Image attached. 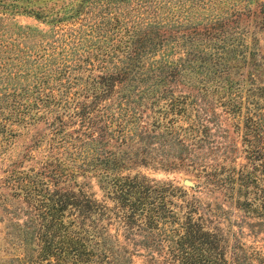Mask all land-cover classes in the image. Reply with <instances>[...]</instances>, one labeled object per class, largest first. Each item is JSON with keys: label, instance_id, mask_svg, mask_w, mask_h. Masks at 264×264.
Wrapping results in <instances>:
<instances>
[{"label": "trees", "instance_id": "trees-1", "mask_svg": "<svg viewBox=\"0 0 264 264\" xmlns=\"http://www.w3.org/2000/svg\"><path fill=\"white\" fill-rule=\"evenodd\" d=\"M258 4L259 9L252 10L253 19L264 27V0ZM243 10L237 8L227 13L219 10L205 21L152 23L141 33L133 31L114 67L88 74L80 87L71 90L76 82L69 81L59 83L55 92V87L38 81L33 83L35 89L31 91L27 87L23 90L13 87L1 97L6 99V104L0 112V132L9 123H23L27 132L33 118L44 123V128L32 137L34 144H42L35 175L26 173L20 179V175L12 176L13 180L19 179L17 184L26 194L34 192L37 201L34 215L23 221L20 231L28 260L35 250L36 264H128V256L121 252L124 245L112 244L113 235L105 221L108 205L79 184L76 178L82 174L95 175L103 187L108 186L107 192L115 200L117 215L127 233L134 235L132 230L142 231L147 242L159 236L157 243L175 264H264V103L249 94L241 97V92L233 89L228 71L219 67V55L223 53L215 54L212 60L213 72L219 70L215 84L221 87L214 102L225 113L237 117L235 126L242 131L246 162L226 165L225 160H236L232 154L236 147L221 149L217 143L204 144L209 150L203 152L201 159L191 156L184 159L204 176L203 187L221 192L232 208L242 211V218L256 219L249 223V229L262 233L261 244L245 247L239 239L229 241L220 220L211 219V214L228 219L231 207L219 205L220 209L212 211L210 205L202 206L195 197L176 203L167 198L166 186L150 182L145 175L116 171L122 157L107 147L113 137L125 141L132 134L126 122L133 116H143L141 111L146 108L150 112L146 119L139 121L141 129L136 133L144 146L154 142L162 147L170 145V133L177 132L175 122L189 106L206 112L211 108L203 117L205 120L216 117L213 101L201 102L202 91L167 96L172 94L171 82L182 81L181 71L187 62L207 57L206 46L211 40L212 48L227 44L232 47L228 52L244 51L241 39L227 35L228 30L238 25ZM28 11L36 17L42 16L38 10ZM173 45H178L182 52L176 59L146 63V57ZM209 53L213 55L217 51ZM161 99L166 101L159 105ZM242 107L245 114L240 117L236 111ZM72 119L76 126L71 132L66 131ZM160 125L163 130L159 134L150 132ZM175 126L184 129L182 136L187 134L191 138L195 136L194 131H199L196 143L200 147L203 143L199 140L211 134L208 123L201 122L200 129L196 118L184 128ZM10 131L14 133L15 129ZM177 134L173 135L174 139L184 144L183 137ZM69 141L70 146L66 144ZM142 156L140 162L147 158L153 160ZM30 239L36 240L35 247L28 246ZM130 239L135 242L134 237Z\"/></svg>", "mask_w": 264, "mask_h": 264}, {"label": "rangeland", "instance_id": "rangeland-1", "mask_svg": "<svg viewBox=\"0 0 264 264\" xmlns=\"http://www.w3.org/2000/svg\"><path fill=\"white\" fill-rule=\"evenodd\" d=\"M259 1L0 0V112L5 110L6 104V99L1 97L13 87L20 90L27 87L31 91L35 89L33 83L41 81L46 86L55 87L56 92L59 83L75 81L71 88L73 90L82 85L81 82L88 74L111 69L118 62V57L122 56L126 40L134 30H140L141 33L155 22L176 24L188 23V20L205 21L219 10H226L224 12L227 13L232 9H244L239 16L238 25L227 31L232 39H241L244 51L238 49L236 52H228L232 47L227 44L212 48L211 40L206 46L207 57L187 62L181 71L182 81L171 82L172 94L168 93L167 97L202 91V103L207 99L213 101L212 110L216 117L212 121L203 119L211 108L206 112L196 111V106H189L175 122V125L184 128L196 118L200 129L201 122L208 123L211 134L204 136L202 141L199 140L203 143L202 147L196 143L200 136L199 131H194L193 138L186 136L187 134L182 136L184 129H178L175 125L177 132L170 133V145L162 147L159 142H154L144 146L143 140L136 133L141 129L139 121L147 118L149 108L141 111L143 116H133L126 122V127L132 134L125 141L121 142L120 138L113 137L107 144L108 148L115 151L116 156L122 157L117 162L116 171L129 175H145L150 182L166 186L167 198L173 202L179 203L195 197L202 206L210 205L212 211L220 209L219 205L230 208L231 204L222 197L221 192L208 191L203 187L204 176L197 168L189 165L184 157L201 159L203 152L208 149L204 144L217 143L221 149L230 145L236 147L232 151L236 160L227 159L224 161L226 165L246 162L242 151V131L235 126L237 117L225 113L224 108L214 102L221 87L215 84L219 70L213 72L212 60L215 54L223 53L219 55V67L223 66L228 71L233 89L240 91L241 97L249 94V97L255 96L260 103H264V27L255 23L252 13V10L259 9ZM31 9L40 11L42 16L36 17L28 11ZM161 50L150 58L146 57V63L151 61L156 64L157 61H153L155 59L171 61L182 53L178 45ZM213 51L217 53L209 55ZM92 63L95 65L92 66ZM203 91L205 95H202ZM166 99H161L159 105L164 104ZM251 106L252 103H249V107ZM236 114L240 117L245 114V107L238 109ZM22 124L9 123L6 130L0 132V264H36V251H33L31 259L28 260L22 243L25 240L20 231L24 226L23 221L34 215L33 207L37 201L34 192L31 195L26 194L25 189L17 183L26 173L34 176L38 169L42 144H34L32 137L34 132L44 128V123L42 119L35 121L33 118L28 123L27 132ZM75 126L72 119L65 127L66 131L71 132ZM11 128L15 129L14 133H11ZM162 130L160 125L150 132L159 134ZM177 133L183 137L184 144L174 139L173 135H178ZM66 144L70 146V141ZM142 155L152 157L153 160L147 158L145 162H140L141 157H144ZM162 159H166L165 162ZM14 175H20L18 181L13 180ZM76 179L84 189L108 205L105 221H108V231L113 235L112 244L115 247L119 243L124 245L121 252L128 256V264H175L157 243L159 236L156 235L147 242L143 240L142 231L132 230L135 231L134 235L127 233L117 215L115 200L107 192L108 186L103 187L98 177L79 174ZM230 209L232 210L227 215L228 219L216 218L214 214L210 216L211 219L220 220L229 241L239 239L245 247L261 244L262 233H253L249 229V223L256 219L242 218L241 210L232 207ZM130 236L134 237V243ZM35 242V239H30L28 246L35 247Z\"/></svg>", "mask_w": 264, "mask_h": 264}, {"label": "water", "instance_id": "water-1", "mask_svg": "<svg viewBox=\"0 0 264 264\" xmlns=\"http://www.w3.org/2000/svg\"><path fill=\"white\" fill-rule=\"evenodd\" d=\"M189 183V181H187Z\"/></svg>", "mask_w": 264, "mask_h": 264}]
</instances>
